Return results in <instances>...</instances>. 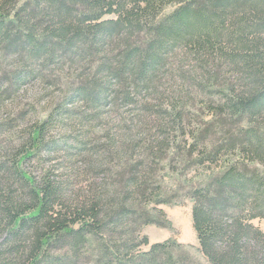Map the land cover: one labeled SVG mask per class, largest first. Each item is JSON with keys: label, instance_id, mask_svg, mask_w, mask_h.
<instances>
[{"label": "trees", "instance_id": "trees-1", "mask_svg": "<svg viewBox=\"0 0 264 264\" xmlns=\"http://www.w3.org/2000/svg\"><path fill=\"white\" fill-rule=\"evenodd\" d=\"M33 82L49 114L0 121V264H199L142 250L166 168L206 174L185 197L208 264H264V0H0V107Z\"/></svg>", "mask_w": 264, "mask_h": 264}, {"label": "rangeland", "instance_id": "rangeland-1", "mask_svg": "<svg viewBox=\"0 0 264 264\" xmlns=\"http://www.w3.org/2000/svg\"><path fill=\"white\" fill-rule=\"evenodd\" d=\"M41 87L38 83L33 82L24 87H22L18 95L15 97L12 103L11 101H6L3 103V109L0 107V121L5 119L8 115V111L10 109L16 114L20 108H26V104H30L32 106V111H30L29 115L27 114L22 121H20V126H25L27 124H31L32 122L36 121L37 119H42L46 117L49 112L53 109V99L44 98V91H40ZM41 93V94H40ZM21 103L17 105V102ZM4 112V113H3ZM12 115V114H11ZM10 115V116H11ZM118 120V117L115 118ZM73 133L72 136L74 138L78 137L79 140L84 142L92 141L91 134H87L92 132L93 135L97 137H101L103 135V131H101L100 127L94 128V130L90 129L89 127H83L82 129L70 127ZM89 129L91 131H89ZM75 130L76 132H74ZM68 132V131H66ZM67 134V133H66ZM88 135L90 136L88 138ZM65 136V129L64 131L61 129H55L53 132L49 134L50 138L59 139V137ZM0 139H3L6 143L14 145L16 142H19L18 134L15 131L4 132L3 135H0ZM103 142L102 139H100ZM15 141V143H14ZM3 144H0V147ZM8 145L3 146V150L6 149ZM65 149V147L63 148ZM57 150L56 154H51L50 159L52 162H48L47 165L53 164L56 168H60L65 164V160L67 159L66 150ZM80 157V156H79ZM79 157H75L71 160V164L73 166L83 167L80 163ZM67 164V163H66ZM46 165V166H47ZM40 163L37 159H31L22 165V168L33 174H38L39 172ZM70 167V166H69ZM178 173L175 174L171 172L170 169H165L162 173V184L165 193L168 196L169 203L167 205H161L159 208L165 213V217L167 220V225L165 227H159L156 225H149L145 226L142 229V235L148 238L149 245L142 248L143 251H148L150 246L156 243H163L166 241H175L185 248V250L193 257V259L199 264H208L201 252L199 251V243L196 237V233L192 227V218H191V209H192V202L186 198L187 188L192 184L197 185L200 183L204 177L206 176L205 173L202 171H191L189 173ZM75 179V178H74ZM162 219H159L161 222ZM252 224L259 228L261 231L264 232V219H254L252 220Z\"/></svg>", "mask_w": 264, "mask_h": 264}]
</instances>
